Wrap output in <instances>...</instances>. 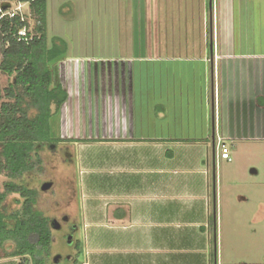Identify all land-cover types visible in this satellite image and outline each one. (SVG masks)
<instances>
[{"label":"crops","instance_id":"1","mask_svg":"<svg viewBox=\"0 0 264 264\" xmlns=\"http://www.w3.org/2000/svg\"><path fill=\"white\" fill-rule=\"evenodd\" d=\"M45 23L62 106L107 78L99 135L59 137L97 168L80 178L97 264H216L217 143L264 139V0H46Z\"/></svg>","mask_w":264,"mask_h":264},{"label":"rangeland","instance_id":"2","mask_svg":"<svg viewBox=\"0 0 264 264\" xmlns=\"http://www.w3.org/2000/svg\"><path fill=\"white\" fill-rule=\"evenodd\" d=\"M56 40L54 39V42ZM79 77L80 75L76 78ZM93 77L89 80L85 77L91 84L88 86L91 93L82 96L87 99L84 98L88 107L79 112L76 103L77 111L73 112L69 109V103L61 105L58 113L51 119L52 125H55L54 129L52 126L53 137L99 135L93 115L105 114L104 106L110 99V92L105 87L107 78L96 74ZM9 80L11 78L0 71L2 89L8 85ZM3 100H6L5 96L0 99V104ZM76 148H79V144L67 140L57 141L54 146L43 147L39 151L40 162L36 164L35 169L16 181L37 189V209L49 217L50 222L53 219L60 222V228L51 227V263H54L53 258L58 256V263L74 264L72 257L78 256L85 264H97L98 256L111 250L100 248L96 244L95 236L91 237L87 231L88 224L81 222L80 205L81 201L87 198L85 186L80 182V178H84L83 170L90 172L96 171L97 168L95 162L86 164L83 153L76 151ZM89 152L86 151L84 155ZM229 154V162H217L214 177L217 200L216 264H264V139L229 143ZM7 180L6 175L0 173V191ZM44 182H52V186L45 191L41 190ZM13 196L8 199L9 209L18 207L15 203L17 195L14 198ZM64 217H68V221ZM71 223L77 225L72 227L73 232L69 231ZM10 260L19 263L22 258L15 257ZM107 260L113 264V257Z\"/></svg>","mask_w":264,"mask_h":264},{"label":"trees","instance_id":"3","mask_svg":"<svg viewBox=\"0 0 264 264\" xmlns=\"http://www.w3.org/2000/svg\"><path fill=\"white\" fill-rule=\"evenodd\" d=\"M27 17L0 19V71L11 78L0 87V99L6 97L0 104V173L8 178L0 191V248L8 257H21L19 264H60L50 261L52 225L36 207L38 190L16 181L35 169L43 147L60 141L52 135L51 119L67 97L62 87L52 86L50 61L58 55L55 45L47 46L46 0L31 1ZM24 26L27 41L18 40ZM12 195L18 207L9 209Z\"/></svg>","mask_w":264,"mask_h":264},{"label":"built area","instance_id":"4","mask_svg":"<svg viewBox=\"0 0 264 264\" xmlns=\"http://www.w3.org/2000/svg\"><path fill=\"white\" fill-rule=\"evenodd\" d=\"M33 0H0V19L19 17L21 22L28 20L27 11L29 3ZM8 4L7 7L3 5ZM18 40H28L26 26L19 29L17 32ZM217 149L222 158L230 160L229 149L223 142L217 143Z\"/></svg>","mask_w":264,"mask_h":264},{"label":"water","instance_id":"5","mask_svg":"<svg viewBox=\"0 0 264 264\" xmlns=\"http://www.w3.org/2000/svg\"><path fill=\"white\" fill-rule=\"evenodd\" d=\"M7 6H8V4L3 5V7H7ZM51 186H52V182H44L41 185V190H43V191L48 190ZM214 198H215V194H214ZM64 219L67 220L68 217H64ZM51 225H52V228H54V229L60 228V222H58L56 219L52 220ZM57 259H58V256H55L54 262H57Z\"/></svg>","mask_w":264,"mask_h":264},{"label":"flooded vegetation","instance_id":"6","mask_svg":"<svg viewBox=\"0 0 264 264\" xmlns=\"http://www.w3.org/2000/svg\"><path fill=\"white\" fill-rule=\"evenodd\" d=\"M66 221H68V219H67ZM51 222H52V220H51ZM75 225H76L75 223H71V224L69 225V231H70V232H73V231H72V227L75 226ZM76 227H77V225H76Z\"/></svg>","mask_w":264,"mask_h":264}]
</instances>
